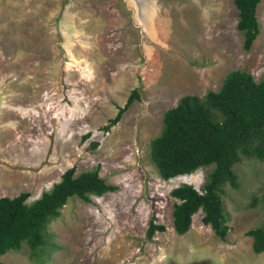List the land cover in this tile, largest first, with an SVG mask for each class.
Returning <instances> with one entry per match:
<instances>
[{
    "label": "rangeland",
    "instance_id": "obj_1",
    "mask_svg": "<svg viewBox=\"0 0 264 264\" xmlns=\"http://www.w3.org/2000/svg\"><path fill=\"white\" fill-rule=\"evenodd\" d=\"M259 32L243 47L234 0H0V196L31 202L62 172L97 167L117 188L89 201L70 196L47 225L56 245L31 254L23 241L12 264H264L249 228L264 224V170L255 157L234 164L223 187L224 239L192 215L173 227L181 183L201 189L212 165L163 178L150 156L164 111L187 93L220 87L232 69L264 75V0ZM133 88L120 119L103 129ZM97 141V145L93 142ZM149 222L165 229L147 234Z\"/></svg>",
    "mask_w": 264,
    "mask_h": 264
},
{
    "label": "trees",
    "instance_id": "obj_2",
    "mask_svg": "<svg viewBox=\"0 0 264 264\" xmlns=\"http://www.w3.org/2000/svg\"><path fill=\"white\" fill-rule=\"evenodd\" d=\"M259 2L234 0L238 8L237 28L244 35L246 50L259 32L256 17ZM135 98H138L137 88L130 91L125 103L118 106L109 124L102 128L108 129L116 123ZM162 120L161 131L151 138L149 146L151 159L163 178L212 165L200 190L189 183L170 190L176 198L172 209L175 231L185 232L192 215L201 209L202 222L224 239L229 218L222 194L226 183L233 187L238 184L234 164L242 157H255L263 163L264 170V75L256 81L247 70H229L218 89L207 90L201 96L181 95L175 105L164 111ZM74 171V166L65 169L49 190L31 202L26 201L29 192L25 190L13 196H0V255L9 249H20L23 241L31 254H35L37 247L56 245L46 239L47 225L59 215L60 207L70 196L89 201L90 194L101 195L117 188L98 175L97 167ZM164 229L163 224L149 222L147 234ZM246 235L252 237L254 252L264 250V224L249 228ZM0 264L12 263L0 260Z\"/></svg>",
    "mask_w": 264,
    "mask_h": 264
}]
</instances>
